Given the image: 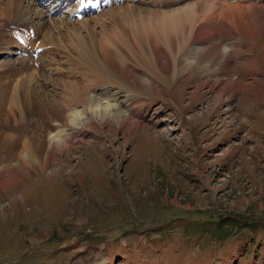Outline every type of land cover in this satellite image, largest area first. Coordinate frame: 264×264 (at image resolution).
<instances>
[{
	"label": "rangeland",
	"instance_id": "374dc122",
	"mask_svg": "<svg viewBox=\"0 0 264 264\" xmlns=\"http://www.w3.org/2000/svg\"><path fill=\"white\" fill-rule=\"evenodd\" d=\"M258 5L259 36L217 25L212 41L231 54L197 56L196 77L156 82L157 93L130 98L113 88L130 122L118 116L67 129L72 140L54 149L47 170L20 165L23 145L17 155L0 148V264H264V1ZM41 72L36 85L48 100L64 95ZM30 119L9 131L47 140L54 128L37 112Z\"/></svg>",
	"mask_w": 264,
	"mask_h": 264
},
{
	"label": "bare ground",
	"instance_id": "6f19581e",
	"mask_svg": "<svg viewBox=\"0 0 264 264\" xmlns=\"http://www.w3.org/2000/svg\"><path fill=\"white\" fill-rule=\"evenodd\" d=\"M262 1L0 0V126L8 129L0 134V148L15 155L23 145L20 165L47 170L56 157L54 149L72 140L67 129H83L89 122H113L118 116L130 122L127 112L119 107L118 92L111 93L113 88L128 96H141L150 90L157 93L156 82L168 86L196 77L199 58L232 51L213 43L219 35L217 25L229 31L227 35H258L262 28L258 2ZM82 7L85 14L79 19L75 14ZM28 25L35 34L23 32L24 45L15 36L17 28L22 31L29 29ZM198 42L206 44L193 46ZM15 54L16 59L10 58ZM185 63L189 67L180 69ZM41 71L63 84L64 95L54 90L60 95L54 103L40 90L42 84L36 85ZM262 91L259 89V94L263 95ZM34 112L47 127L54 128L47 140L29 135L28 129L9 131L12 125L29 122ZM46 147L51 152L45 153Z\"/></svg>",
	"mask_w": 264,
	"mask_h": 264
},
{
	"label": "clouds",
	"instance_id": "9594fccd",
	"mask_svg": "<svg viewBox=\"0 0 264 264\" xmlns=\"http://www.w3.org/2000/svg\"><path fill=\"white\" fill-rule=\"evenodd\" d=\"M228 49L227 48H225V51H227Z\"/></svg>",
	"mask_w": 264,
	"mask_h": 264
}]
</instances>
